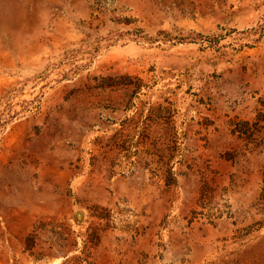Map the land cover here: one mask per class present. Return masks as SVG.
Segmentation results:
<instances>
[{
    "label": "rangeland",
    "instance_id": "obj_1",
    "mask_svg": "<svg viewBox=\"0 0 264 264\" xmlns=\"http://www.w3.org/2000/svg\"><path fill=\"white\" fill-rule=\"evenodd\" d=\"M0 264H264V0H0Z\"/></svg>",
    "mask_w": 264,
    "mask_h": 264
}]
</instances>
